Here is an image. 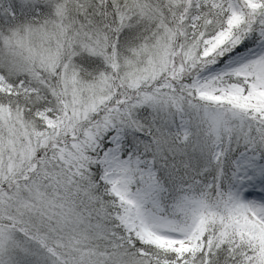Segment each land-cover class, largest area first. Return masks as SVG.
<instances>
[{
	"label": "snow or ice",
	"instance_id": "6c2138e0",
	"mask_svg": "<svg viewBox=\"0 0 264 264\" xmlns=\"http://www.w3.org/2000/svg\"><path fill=\"white\" fill-rule=\"evenodd\" d=\"M0 264H264V0H0Z\"/></svg>",
	"mask_w": 264,
	"mask_h": 264
}]
</instances>
